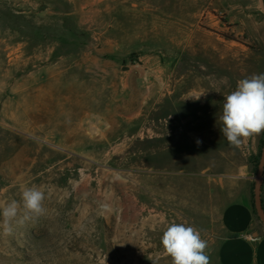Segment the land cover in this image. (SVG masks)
<instances>
[{"label": "rangeland", "instance_id": "1", "mask_svg": "<svg viewBox=\"0 0 264 264\" xmlns=\"http://www.w3.org/2000/svg\"><path fill=\"white\" fill-rule=\"evenodd\" d=\"M224 24L226 0H0V207L38 187L46 209L0 227V264H171L173 222L216 264L264 139L221 131L224 97L264 73Z\"/></svg>", "mask_w": 264, "mask_h": 264}, {"label": "clouds", "instance_id": "2", "mask_svg": "<svg viewBox=\"0 0 264 264\" xmlns=\"http://www.w3.org/2000/svg\"><path fill=\"white\" fill-rule=\"evenodd\" d=\"M219 120L224 138L233 147L264 132V73L237 82L235 90L224 97ZM44 200L45 192L40 188L23 187L20 201L14 199L0 207V227L4 234L12 233L14 222L43 216L46 212ZM160 242L164 253L171 258V264H210L208 243L200 230L192 225L170 223Z\"/></svg>", "mask_w": 264, "mask_h": 264}, {"label": "crops", "instance_id": "3", "mask_svg": "<svg viewBox=\"0 0 264 264\" xmlns=\"http://www.w3.org/2000/svg\"><path fill=\"white\" fill-rule=\"evenodd\" d=\"M219 29L232 37L233 44L239 40L243 49L254 45L253 52L264 62V0H226V24ZM260 200L264 212V172ZM221 222L225 237L218 246L216 264H264V225L251 195L244 193L227 204Z\"/></svg>", "mask_w": 264, "mask_h": 264}, {"label": "water", "instance_id": "4", "mask_svg": "<svg viewBox=\"0 0 264 264\" xmlns=\"http://www.w3.org/2000/svg\"><path fill=\"white\" fill-rule=\"evenodd\" d=\"M264 172V139L262 143L261 153H260V159L258 162L257 172L256 176L254 178V188H253V206L254 210L256 212V215L264 225V212L262 210L261 206V200H260V184L262 181V175Z\"/></svg>", "mask_w": 264, "mask_h": 264}, {"label": "trees", "instance_id": "5", "mask_svg": "<svg viewBox=\"0 0 264 264\" xmlns=\"http://www.w3.org/2000/svg\"><path fill=\"white\" fill-rule=\"evenodd\" d=\"M229 39L232 40V37H230Z\"/></svg>", "mask_w": 264, "mask_h": 264}]
</instances>
